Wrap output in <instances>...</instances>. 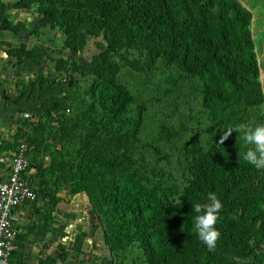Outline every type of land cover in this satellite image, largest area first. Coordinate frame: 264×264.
<instances>
[{"label": "trees", "instance_id": "1", "mask_svg": "<svg viewBox=\"0 0 264 264\" xmlns=\"http://www.w3.org/2000/svg\"><path fill=\"white\" fill-rule=\"evenodd\" d=\"M20 10L32 24L14 22ZM252 16L240 0H0V30H52L67 53L6 50L52 61L49 103L14 144L28 145L46 219L69 186L86 195L109 264H264V170L239 155L236 130L220 143L226 126L264 121ZM90 38L99 49L86 58ZM209 192L223 203L213 250L192 211Z\"/></svg>", "mask_w": 264, "mask_h": 264}, {"label": "crops", "instance_id": "2", "mask_svg": "<svg viewBox=\"0 0 264 264\" xmlns=\"http://www.w3.org/2000/svg\"><path fill=\"white\" fill-rule=\"evenodd\" d=\"M20 13L21 16L14 17V22L20 20L32 24L28 11L20 10ZM58 36L60 34L52 30L37 36L30 34L28 29H23L18 35L0 30V180H5L10 173V157L18 146L14 147L16 132L20 126L25 127L22 122L38 123L40 117L34 116L32 111L43 103H49L51 97L47 93L50 85L40 83L52 69V61L46 56L18 59L6 50L22 44L29 48L37 44L51 56L66 55L60 49V43L54 44ZM87 49L88 44L82 53ZM60 79H64V75H60ZM26 113L29 117H25ZM31 172L33 169L25 175ZM58 195L60 201L51 210L49 219L45 217L49 210L46 200L36 199L13 208L11 217L15 239L9 258L11 264H103L101 258L100 261L98 259L102 252L105 255L107 251L100 237V227L88 213L86 195L73 193L69 186ZM77 235L83 238L81 253L73 250ZM59 254L66 255V258L61 260ZM107 260L106 257L104 262Z\"/></svg>", "mask_w": 264, "mask_h": 264}, {"label": "clouds", "instance_id": "3", "mask_svg": "<svg viewBox=\"0 0 264 264\" xmlns=\"http://www.w3.org/2000/svg\"><path fill=\"white\" fill-rule=\"evenodd\" d=\"M224 129L220 136V143L222 144L223 140L233 130H236L242 141V151L239 152V155L257 170H264V121H246L226 126ZM192 205L197 237L209 250H213L221 235L217 224L223 203L215 192H209L204 202Z\"/></svg>", "mask_w": 264, "mask_h": 264}, {"label": "built area", "instance_id": "4", "mask_svg": "<svg viewBox=\"0 0 264 264\" xmlns=\"http://www.w3.org/2000/svg\"><path fill=\"white\" fill-rule=\"evenodd\" d=\"M25 117H29V114L26 113ZM1 143L2 141H0V145ZM27 150V143L21 140L10 157L8 177L5 180H0V264H11L9 258L15 239L11 217L13 208L24 202H33L37 199L35 191L29 186L25 177L30 169V163L26 156Z\"/></svg>", "mask_w": 264, "mask_h": 264}, {"label": "rangeland", "instance_id": "5", "mask_svg": "<svg viewBox=\"0 0 264 264\" xmlns=\"http://www.w3.org/2000/svg\"><path fill=\"white\" fill-rule=\"evenodd\" d=\"M246 7H248L252 11V23H251V29L253 33V38L256 45V52L258 56V60L260 62L261 67V81L263 85L264 90V0H240ZM21 16L22 14L20 11L16 12L15 16ZM27 15L31 18L30 12L27 13ZM60 37H57V41L54 43L55 45L60 43ZM96 39H92L90 42H88L89 49L85 50V53H82L84 57H91L93 53H96L98 51V47L95 43ZM102 252L99 256L98 261H100L101 257L108 256V252H105V255ZM106 258V257H105ZM98 264V263H97ZM103 264H109V260L103 262Z\"/></svg>", "mask_w": 264, "mask_h": 264}, {"label": "flooded vegetation", "instance_id": "6", "mask_svg": "<svg viewBox=\"0 0 264 264\" xmlns=\"http://www.w3.org/2000/svg\"><path fill=\"white\" fill-rule=\"evenodd\" d=\"M29 12V11H28Z\"/></svg>", "mask_w": 264, "mask_h": 264}]
</instances>
